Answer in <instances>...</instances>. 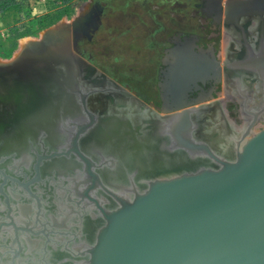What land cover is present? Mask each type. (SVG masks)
<instances>
[{"label":"flooded vegetation","instance_id":"1","mask_svg":"<svg viewBox=\"0 0 264 264\" xmlns=\"http://www.w3.org/2000/svg\"><path fill=\"white\" fill-rule=\"evenodd\" d=\"M215 17H221V13ZM206 23L199 20L200 29L195 33L179 30L165 36H152L154 46L149 48L145 60H140V79L134 85L118 83L106 74L100 77L97 68H88L85 71L87 87H60L57 103L49 104L47 109L54 105L52 116L56 114L63 119L62 127L64 125L67 135L68 130L73 135L80 125L87 124V151L93 171L97 172L95 165L98 163L94 155L99 156L102 150L109 163L111 160L116 162L110 174L115 172L117 175H109V180L122 176L132 182H149L164 177L158 171L163 165L174 169L177 174L196 167L218 166L217 156L230 157L205 138L215 102L225 107L236 124L247 121L239 137H236L232 125L225 135L226 140L231 139L235 150L238 142L247 139L264 121V19L226 21L219 18L212 21L214 26L211 28L216 27V30L208 36L205 35ZM216 35L220 36V43L215 40ZM188 47L191 53L187 51ZM210 60L215 61L216 72L210 68ZM182 67L184 81L177 87L186 88L183 99L177 98V106L172 104V97L166 89L174 86L166 81L172 71L181 75ZM145 77H149V83L145 82ZM90 91L92 94L86 98L84 107L81 93ZM94 96L101 97L104 100L102 106L111 107L110 111L105 112L101 105L98 108L91 104ZM116 110L127 114L134 112L137 121H127L116 115ZM47 116L50 117V113L43 115L44 118ZM103 117L111 119L104 121ZM66 118H73V121ZM127 131H133V138L124 139ZM100 136H103V143ZM53 150L46 144V148L29 146L23 154L0 152V160L2 156L8 157L5 162H0V264H8V260L12 262L9 264H58L56 260L47 263L42 248L46 243L92 241V229L97 220L92 211L101 214L93 200L86 198L90 207L87 211L79 209L80 213L70 207L65 209L66 213L57 209L63 205L77 206L76 202L82 196L87 197L84 195L87 185L82 183L99 185L100 180H107L103 175L100 179L94 178L88 170L85 173L84 167L89 165L80 160L77 153L71 157L80 160L82 166H78L79 169L75 166L57 167L51 163L42 164L38 171L39 156L51 155ZM48 202L56 211L52 207L51 211L45 212ZM77 230H82V235L79 236ZM26 247L32 249L33 256H25Z\"/></svg>","mask_w":264,"mask_h":264},{"label":"water","instance_id":"2","mask_svg":"<svg viewBox=\"0 0 264 264\" xmlns=\"http://www.w3.org/2000/svg\"><path fill=\"white\" fill-rule=\"evenodd\" d=\"M224 6L226 21L264 19V0H227ZM79 29L78 22L61 23L39 38L26 41L12 59H0V152L23 154L29 146L46 148L49 144L54 150L51 155L39 156L38 171L42 164L51 163L77 168L82 166V160L89 165L84 167L85 173L88 170L94 178L103 175L107 180H100L99 185L82 183L87 185V197L82 196L77 206L63 205L57 209L63 213L70 207L80 213L79 209L87 211L90 207L86 198L93 200L101 214L92 211L97 220L91 243H46L42 247L46 261L264 264V128L239 141L235 157L217 156L216 167H196L140 185L132 182L129 189L109 180V175L115 173L110 174V170L116 162L109 163L102 150L99 156L94 153L97 172L91 169L87 124L80 125L73 135L68 130L67 135L63 119L52 116L54 105L47 109L49 104L57 103L60 87H87L85 71L96 69L75 50L74 35ZM97 71L100 77L104 75ZM90 93H81L84 107ZM45 113H50V117L44 118ZM74 153L79 161L71 157ZM7 159L2 156L0 162ZM1 191L4 192L2 188ZM52 207L56 209L48 202L45 212ZM51 231L56 233L55 229ZM77 231L82 235V230ZM30 247H26L28 257L33 256Z\"/></svg>","mask_w":264,"mask_h":264},{"label":"rangeland","instance_id":"3","mask_svg":"<svg viewBox=\"0 0 264 264\" xmlns=\"http://www.w3.org/2000/svg\"><path fill=\"white\" fill-rule=\"evenodd\" d=\"M226 1L16 0L17 4L8 7L6 13L0 12V59H12L26 41L39 38L49 28L78 22L76 52L114 81L134 85L140 79V60H145L154 46L152 36L179 30L199 32V20L207 22L208 36L216 30L211 28L212 21L224 18ZM220 13L221 17H215ZM12 26H19L13 37L8 32ZM216 36L220 43V36ZM144 80L150 82L149 77ZM262 128L264 121L255 132Z\"/></svg>","mask_w":264,"mask_h":264},{"label":"bare ground","instance_id":"4","mask_svg":"<svg viewBox=\"0 0 264 264\" xmlns=\"http://www.w3.org/2000/svg\"><path fill=\"white\" fill-rule=\"evenodd\" d=\"M228 42V41H227ZM231 42V41H229ZM229 47V46H228ZM187 49V48H186ZM189 49V50H188ZM187 51H190V53L192 52L191 51V48L188 47ZM184 51V50H183ZM188 53V52H186ZM178 57V55H177ZM178 62V61H177ZM181 65V64H180ZM179 65V66H180ZM178 66V67H179ZM209 66L210 68H212L215 72H216V63L215 61L213 62L212 60H210L209 62ZM213 66V67H212ZM177 67V68H178ZM183 68L181 69V75L180 74H173V72L175 71H172V74H168V78H167V81H166V84L170 85V86H174V87H166V89L169 91L168 93L171 95L172 97V104L174 103V105H177L178 106V99L177 98H181L183 99V91L186 87H177L178 84L180 83H183L184 81V75H185V72L183 71ZM178 70V69H176ZM179 73V72H178ZM219 73V72H218ZM208 77V76H207ZM217 77V76H216ZM176 86V87H175ZM257 102V101H256ZM255 102V103H256ZM94 104L96 105V107H98L99 105H103L102 103H104V100L99 97V96H94L92 99H91V104ZM107 103V102H106ZM257 104V103H256ZM93 106V105H92ZM101 106H99L98 108H100ZM213 112L210 114V118L209 119V126L210 127H207L209 128V130L207 131L206 133V137L205 138H208V140H211V143L214 145V147L218 148L219 151H222L224 155L230 157V158H233L236 156V150H235V147L233 145H231V139L228 141L226 140V136L230 130V125H232V129H234V132H235V135L236 137H239L242 132H243V129H244V126L246 125L247 121H243L242 125H238L234 122V120L230 119L231 117L227 114L226 110L223 108L222 105L220 104H217V102H215V104L213 105ZM255 106V105H254ZM253 106V107H254ZM109 107V106H108ZM111 109V107H109ZM109 108H106L104 106L101 107V109L105 112L107 111H110ZM95 109V108H94ZM116 112V115H120L122 117H124L127 121H132L133 123L135 121H137V116L135 115V113H125V112H122V113H119L118 110L114 111ZM152 112V111H151ZM139 115V114H137ZM209 117V116H208ZM141 118V117H140ZM199 118V117H198ZM108 119H111V118H105L103 117V120H107ZM129 119V120H128ZM237 122V121H236ZM249 126V125H248ZM229 129V130H228ZM247 131V130H246ZM245 131V132H246ZM253 131V130H252ZM128 133H125L124 132V139L128 140V139H131L133 138V131H127ZM244 132V133H245ZM205 134V133H204ZM235 140V139H234ZM228 141V142H227ZM210 142V141H209ZM200 160V159H199ZM199 162V161H198ZM197 162V163H198ZM171 163V162H170ZM177 163V162H176ZM173 164V163H172ZM201 164V162H200ZM174 169H168L165 165L163 166H159V169L158 171H160L159 174L163 175L164 177H171L175 174H177L178 172L177 171H173ZM116 174V173H115ZM117 175V174H116ZM121 179L119 178H116L115 179V182L119 183V184H122V185H125L128 189L129 187L132 185V181L130 180H127L126 178H123L122 176L120 177ZM137 185H140L141 183H138V182H133ZM118 184V185H119ZM123 187V186H122ZM127 189V190H128ZM41 242V241H40ZM39 242V243H40ZM44 243V242H43ZM37 251V250H36ZM37 253H39L37 251ZM6 255V254H5ZM43 255V253H42ZM26 256V255H25ZM2 257V256H1ZM24 257V255H23ZM40 257V256H38ZM25 258V257H24ZM31 259V258H30ZM39 259V258H38ZM2 260V259H1ZM48 263V262H47Z\"/></svg>","mask_w":264,"mask_h":264},{"label":"trees","instance_id":"5","mask_svg":"<svg viewBox=\"0 0 264 264\" xmlns=\"http://www.w3.org/2000/svg\"><path fill=\"white\" fill-rule=\"evenodd\" d=\"M16 0H7V1H2L0 0V12H5L8 7L12 5H16L17 3L15 2ZM3 3V4H2ZM19 28V26H12L9 29V35L13 37L16 34V30Z\"/></svg>","mask_w":264,"mask_h":264},{"label":"crops","instance_id":"6","mask_svg":"<svg viewBox=\"0 0 264 264\" xmlns=\"http://www.w3.org/2000/svg\"><path fill=\"white\" fill-rule=\"evenodd\" d=\"M5 13H6V12H5ZM2 24H3V23H2V21L0 20V29L3 28V27H2Z\"/></svg>","mask_w":264,"mask_h":264}]
</instances>
